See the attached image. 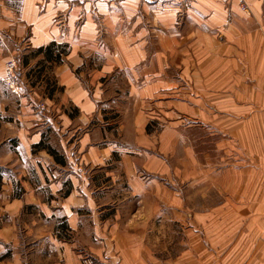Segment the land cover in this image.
<instances>
[{"label": "crops", "instance_id": "1", "mask_svg": "<svg viewBox=\"0 0 264 264\" xmlns=\"http://www.w3.org/2000/svg\"><path fill=\"white\" fill-rule=\"evenodd\" d=\"M245 1L249 15L236 0H0V38L10 44L8 49L15 46V53L24 52L17 44L20 40H29L30 50L52 46L62 57L55 71L60 92L65 91L62 104L78 112L63 113L61 126L52 117L47 119L49 142L65 157L58 163L46 152H34L42 134L40 117L28 106L29 100L21 98L19 107L15 102L4 108L8 97L0 89L2 116L9 111L13 115L7 124L13 135L0 141V264H31L32 259L43 258L53 259L51 264H150L145 237L133 235L129 227L118 233L116 227L106 226L97 212L86 208V194L75 190L73 173L62 174L73 159L65 135L72 126L84 127L101 116L108 89L99 82L117 74L128 87L125 100L138 108L132 109V129L142 134L148 117L139 107L164 95L165 88L177 86L166 64L171 48L203 55L207 71H222V62L217 67L209 63L215 51L235 62L238 71H263L264 0ZM108 135L103 126L83 135L78 152L87 153L80 162L101 168L114 152L122 151ZM103 139L108 142L104 147L99 146ZM142 167L130 157L118 163L111 177L117 184L122 180L128 184L113 198L141 200L143 206L154 201L159 206L160 198H165L164 184L152 191L151 185L142 183ZM256 167L255 163L235 172L231 183L223 176L219 206L223 221L217 236L221 250L214 245L216 239H208L214 227L211 206L205 213L204 253L199 256L191 246L190 264H264V173ZM206 181L207 190L213 192V178ZM67 184L74 189L64 194ZM86 210L93 212L92 222L87 221ZM61 221L74 235L72 241L58 235ZM78 247L85 248L89 258L80 256Z\"/></svg>", "mask_w": 264, "mask_h": 264}, {"label": "rangeland", "instance_id": "2", "mask_svg": "<svg viewBox=\"0 0 264 264\" xmlns=\"http://www.w3.org/2000/svg\"><path fill=\"white\" fill-rule=\"evenodd\" d=\"M243 1L244 8L240 4L239 7L249 15L251 11ZM17 44L23 53H15V46L8 49L10 44L0 38V89L8 97L4 108L15 102L19 107L21 98H27L28 106L40 117L37 124L42 137L33 147L34 152H46L60 163L65 157L49 142L52 136L47 119L52 117L61 126L63 113L78 115L73 107L66 108L62 104L65 91L60 92L55 75L62 57L53 51L49 55L44 49L30 50L29 40H20ZM166 56L168 74L177 86L165 88L164 95L151 100L154 103L145 102L139 107L148 117L145 131L139 134V129H132V109L138 108L125 100L128 87L119 81L122 80L119 74L115 79L106 77L99 82L103 90L108 89L101 116H94L84 127L72 126L66 133L65 140L72 148L73 159L70 169L61 171L65 176L73 173L75 190L86 194V208L97 212L106 226L116 227L118 233L129 227L133 235L145 237L150 264H190L191 246L192 252L197 251L199 256L204 253L207 238L205 213L211 206L215 209V216L208 239H216L214 245L221 250L217 244V238L221 237L217 236L221 234L223 221L220 214L223 176L231 183L235 172L253 167L255 163L256 171L264 173V70L238 71L235 62L230 63L229 57L216 51L209 63L217 67L222 62V71H207L203 55L178 53L171 48V53ZM111 86L115 87L112 91ZM158 101L163 105H158ZM1 104L0 141L13 135L7 125L12 123L8 121H12L13 115L9 111L3 117ZM99 126L107 129L110 142L122 149L114 152L101 168L80 162L87 151L78 152L79 139ZM107 143L103 139L99 146L104 147ZM126 157L144 164L140 177L142 183L152 186V191H156L157 185L164 184L165 198H160L159 206H154V201L143 206L141 200L132 202L126 199L123 202L113 198L128 184L126 180L117 184L116 178L111 177L118 171V163ZM74 159L79 162V167ZM157 163L160 171H157ZM211 178L214 180L213 192L209 193L211 188L207 190L206 180ZM71 189H74L71 185H65L64 194L70 193ZM225 189L228 190V183ZM112 192L115 193L111 195ZM207 194L210 198H206ZM85 217L92 222L93 212L86 210ZM64 224L61 221L58 235L72 241L74 235ZM22 232L26 237V231ZM75 250L83 258H89L85 248ZM52 261L43 258L32 259L30 263L51 264Z\"/></svg>", "mask_w": 264, "mask_h": 264}, {"label": "trees", "instance_id": "3", "mask_svg": "<svg viewBox=\"0 0 264 264\" xmlns=\"http://www.w3.org/2000/svg\"><path fill=\"white\" fill-rule=\"evenodd\" d=\"M44 50H45V52H49V55H50V53L52 54V51H53L51 47H48V48H46ZM47 149H48L49 152L54 153L51 149H49V148H47ZM0 173H1V168H0ZM1 176L2 175L0 174V186H1Z\"/></svg>", "mask_w": 264, "mask_h": 264}, {"label": "built area", "instance_id": "4", "mask_svg": "<svg viewBox=\"0 0 264 264\" xmlns=\"http://www.w3.org/2000/svg\"><path fill=\"white\" fill-rule=\"evenodd\" d=\"M239 2V4L241 5V7L244 8V1L243 0H237Z\"/></svg>", "mask_w": 264, "mask_h": 264}]
</instances>
